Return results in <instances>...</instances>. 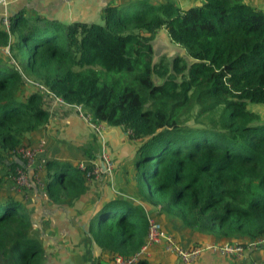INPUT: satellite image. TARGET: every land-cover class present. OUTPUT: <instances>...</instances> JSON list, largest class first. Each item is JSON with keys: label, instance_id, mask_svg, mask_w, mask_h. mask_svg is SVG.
Returning <instances> with one entry per match:
<instances>
[{"label": "trees", "instance_id": "trees-1", "mask_svg": "<svg viewBox=\"0 0 264 264\" xmlns=\"http://www.w3.org/2000/svg\"><path fill=\"white\" fill-rule=\"evenodd\" d=\"M177 1L114 0L101 9L102 23L28 17L23 9L0 27V50H8L0 60V167L10 161L8 184L17 185L16 170L25 166L14 157L27 164L18 150L43 140L48 96L82 105L96 123L122 126L140 141L127 192L156 214L122 194L106 201L88 228L101 249L97 264L139 251L150 216L185 248L213 236L244 246L264 239V112L254 109L264 105V9L248 0H196L187 9ZM163 29L191 62L184 55L154 62ZM85 163L86 170L48 159L32 183L40 179L54 202L71 201L87 190L93 164ZM1 183L0 264H44V247L31 234L29 186ZM162 216L198 235L196 242L180 241ZM200 256L194 264H204Z\"/></svg>", "mask_w": 264, "mask_h": 264}, {"label": "crops", "instance_id": "crops-1", "mask_svg": "<svg viewBox=\"0 0 264 264\" xmlns=\"http://www.w3.org/2000/svg\"><path fill=\"white\" fill-rule=\"evenodd\" d=\"M113 1L5 0V2H0V27H4L3 20L5 18H9L23 9L28 17L41 14L49 19L60 20L65 23L73 21L91 22L100 16L101 8ZM177 2L182 5L181 7L187 9L196 0H187V4L185 0ZM160 36L170 40L164 29L159 31L155 41ZM2 51L8 50L3 48ZM46 102L51 118L41 132L42 138H40L46 140V147L39 153L38 159L42 163L48 159H56L71 162L86 161L101 165V154L105 151L114 163V170L112 174L105 172L98 178L90 179L85 193L71 201L63 202H54L49 199L44 186L32 183V178L29 175L31 186L26 188V199L32 216L31 234L38 238L44 247V264H97L101 249L89 236L90 221L106 201L112 199L111 197L118 196L119 191L123 192L122 195L125 192L124 197H132L127 192V177L132 171V160L140 141L132 140L122 126L102 124L104 128L100 135L80 115L74 105L49 96L46 97ZM14 159L29 170L26 162L21 158L14 157ZM5 162L9 166L6 170L11 173L13 168L11 169V165H9L10 161L6 160ZM9 186L11 185L9 184ZM5 187L8 188V185ZM11 187L15 190L21 189L17 185ZM129 199L132 200L133 198ZM134 199L135 202L137 201L136 203L143 204L150 213L156 214V208L151 204ZM162 217L168 222V229H172L184 244L192 245L196 242L198 235L187 228L180 227L176 220L170 218L167 220L165 216ZM224 241L226 240H218L216 236H213L209 240L201 241V246ZM167 254L160 247H153L147 259L150 264H157L161 258L168 257L175 264H179V261L176 260L179 258L176 255L166 256ZM203 254L197 262L224 264L217 261H207L205 258L209 254ZM230 258H235L238 261L237 264H264V248L257 246L250 251L248 250L241 258L235 256H230ZM227 263L230 264L231 261Z\"/></svg>", "mask_w": 264, "mask_h": 264}, {"label": "built area", "instance_id": "built-area-1", "mask_svg": "<svg viewBox=\"0 0 264 264\" xmlns=\"http://www.w3.org/2000/svg\"><path fill=\"white\" fill-rule=\"evenodd\" d=\"M0 2H5V0H0ZM3 23L7 28H9L10 21L8 18H5ZM58 99L63 101L60 98ZM75 107L77 108L80 115H82L84 119L93 127V129L101 135L104 126L101 123H96L93 120L92 113L86 111L82 105H75ZM45 147L46 141L42 140L34 147H21L18 150V153L21 154L24 159H26L27 168L29 170L25 168L17 169V174L15 176L17 186H31V180L29 178L31 173L41 171L43 168V163L38 159V155L44 150ZM101 159L105 164V169H103L101 165L94 163L92 168L87 170V176L89 179L98 178L105 172L109 174L113 173L114 163L109 154L103 151L101 154ZM80 168L85 170L87 169L85 161L80 162ZM39 180L38 184L44 186L41 180ZM263 242L264 239H261L257 242L250 243L248 246H244L241 244H234L229 241H224L220 243L207 244L206 246L194 247L192 249L185 248L172 233L164 230L163 225L159 220L153 216H150L147 238L140 250L129 257L117 255L113 264H137L142 258H145L149 255L153 247H160L163 252L176 255L182 264H194L204 250H213L221 254H228L241 258L248 250L250 251Z\"/></svg>", "mask_w": 264, "mask_h": 264}, {"label": "rangeland", "instance_id": "rangeland-1", "mask_svg": "<svg viewBox=\"0 0 264 264\" xmlns=\"http://www.w3.org/2000/svg\"><path fill=\"white\" fill-rule=\"evenodd\" d=\"M179 1V0H178ZM251 4L258 6L262 9H264V0H248ZM186 4H187V0H185ZM184 2V3H185ZM182 6V5H181ZM99 7V6H98ZM97 7V9H98ZM102 9V8H101ZM101 11V10H100ZM98 23H102V18L101 15L97 17L96 20H94ZM5 53H8V51H2L0 50V60L4 61L5 60ZM184 55L188 61H192V59L190 57H188L185 53V49L179 45L173 44L170 40H168L166 37L162 38L161 36L158 37V39L156 41H154V62H158V60L160 59L161 56L166 55L169 59L174 58L176 55ZM154 79L159 82L160 79L155 76ZM28 90L27 92H29L32 87L30 85H28ZM255 110L259 111L260 113L264 112V105H260V106H256L254 108ZM5 171L6 169H4L3 167H0V183L5 181V185L9 186V181L11 179V177L7 178L5 177ZM4 175V176H3ZM9 180V181H8ZM116 193V192H115ZM121 193L123 194V192L119 191V193L117 195H121ZM125 195V192H124ZM113 198V197H111ZM128 198H133V197H128ZM137 200V199H136ZM132 201L135 202V199L133 198ZM137 202V201H136ZM218 232V231H217ZM163 259V258H161ZM232 261V260H231ZM233 262V261H232Z\"/></svg>", "mask_w": 264, "mask_h": 264}, {"label": "water", "instance_id": "water-1", "mask_svg": "<svg viewBox=\"0 0 264 264\" xmlns=\"http://www.w3.org/2000/svg\"><path fill=\"white\" fill-rule=\"evenodd\" d=\"M101 165H102L103 169H105V164L103 163L102 159H101Z\"/></svg>", "mask_w": 264, "mask_h": 264}]
</instances>
